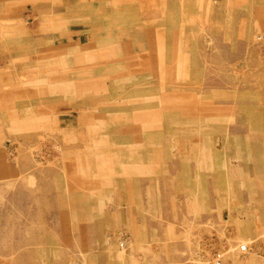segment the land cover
I'll use <instances>...</instances> for the list:
<instances>
[{
	"label": "rangeland",
	"instance_id": "rangeland-1",
	"mask_svg": "<svg viewBox=\"0 0 264 264\" xmlns=\"http://www.w3.org/2000/svg\"><path fill=\"white\" fill-rule=\"evenodd\" d=\"M257 34L264 0H0V264H264Z\"/></svg>",
	"mask_w": 264,
	"mask_h": 264
},
{
	"label": "crops",
	"instance_id": "crops-1",
	"mask_svg": "<svg viewBox=\"0 0 264 264\" xmlns=\"http://www.w3.org/2000/svg\"><path fill=\"white\" fill-rule=\"evenodd\" d=\"M53 34H55V33H53ZM72 35H71V39H73ZM57 36H58V34H57ZM57 36H55V37H57ZM78 38H79V36H78ZM246 167H247L248 171L253 170L254 175H256V176L259 175V177H262V180L264 181V160H262V161L258 160L252 164L249 163ZM257 194L258 195L256 196V201L258 202V198H260L261 196H262V198H264V192H262V191L257 192ZM246 200H247L246 195H239V198L236 199V201H235V199H233L232 209H231L232 213L234 212L236 214H241V213H244L245 210H248V212H252L254 210L253 207H250L248 209L247 206L244 204V203H246ZM255 207L258 209L260 206L255 205Z\"/></svg>",
	"mask_w": 264,
	"mask_h": 264
},
{
	"label": "built area",
	"instance_id": "built-area-1",
	"mask_svg": "<svg viewBox=\"0 0 264 264\" xmlns=\"http://www.w3.org/2000/svg\"><path fill=\"white\" fill-rule=\"evenodd\" d=\"M256 40H257V42L259 43V48L262 50L261 52H263L264 53V35L263 34H257L256 36ZM261 46V47H260ZM218 253H219V251L217 250L216 252H215V254H214V256L216 257V258H218ZM219 259V258H218Z\"/></svg>",
	"mask_w": 264,
	"mask_h": 264
},
{
	"label": "bare ground",
	"instance_id": "bare-ground-1",
	"mask_svg": "<svg viewBox=\"0 0 264 264\" xmlns=\"http://www.w3.org/2000/svg\"><path fill=\"white\" fill-rule=\"evenodd\" d=\"M236 248H240L241 250H245L247 248V246L245 244H240ZM219 256H220V254H218V257Z\"/></svg>",
	"mask_w": 264,
	"mask_h": 264
}]
</instances>
